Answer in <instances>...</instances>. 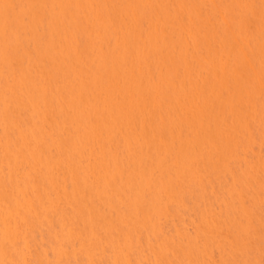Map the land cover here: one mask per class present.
Returning <instances> with one entry per match:
<instances>
[{
    "label": "bare ground",
    "instance_id": "obj_1",
    "mask_svg": "<svg viewBox=\"0 0 264 264\" xmlns=\"http://www.w3.org/2000/svg\"><path fill=\"white\" fill-rule=\"evenodd\" d=\"M0 264H264V0H0Z\"/></svg>",
    "mask_w": 264,
    "mask_h": 264
}]
</instances>
